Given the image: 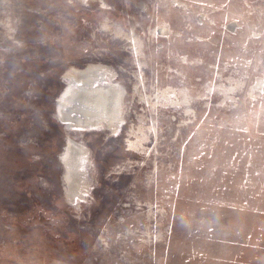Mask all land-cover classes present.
Wrapping results in <instances>:
<instances>
[{
  "label": "rangeland",
  "instance_id": "1",
  "mask_svg": "<svg viewBox=\"0 0 264 264\" xmlns=\"http://www.w3.org/2000/svg\"><path fill=\"white\" fill-rule=\"evenodd\" d=\"M90 63L116 128L60 109ZM0 264H264V0H0Z\"/></svg>",
  "mask_w": 264,
  "mask_h": 264
},
{
  "label": "bare ground",
  "instance_id": "2",
  "mask_svg": "<svg viewBox=\"0 0 264 264\" xmlns=\"http://www.w3.org/2000/svg\"><path fill=\"white\" fill-rule=\"evenodd\" d=\"M235 26L234 22L230 24V27ZM163 30L167 32L169 28L164 27ZM113 74L114 71H112L111 67L105 65L104 63H90L84 68L72 67L68 70L66 76L69 78V83L61 94V99L64 101V104L60 105V109L66 116L65 119L73 122L77 121L81 124L82 121L85 120H89V122L102 121L109 126L116 128V125L122 116L120 111L124 89L120 84L113 81ZM168 90H172V88L169 87ZM169 94L170 93H164V96L168 97ZM174 100L175 105L181 104L179 100H176V98H174ZM180 100L182 99L180 98ZM154 102L155 99L151 100V104H154ZM186 109L189 113L190 110H188V108ZM153 127L156 126L154 125ZM134 131L135 129L132 130L133 133ZM139 136L140 134H137V137ZM142 136H140L136 142L130 139V144L135 147L138 143H140L144 148L145 144ZM150 149L147 150L148 154L150 153ZM88 154L89 149L87 146L70 141L64 155V161L66 164V174L64 179L67 183L66 195L68 198L70 197L73 200L81 198L87 191L86 188L89 185V180L85 177L82 171V163L86 158H88Z\"/></svg>",
  "mask_w": 264,
  "mask_h": 264
}]
</instances>
